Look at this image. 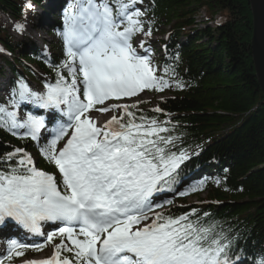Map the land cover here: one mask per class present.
<instances>
[{
    "label": "snow or ice",
    "instance_id": "obj_1",
    "mask_svg": "<svg viewBox=\"0 0 264 264\" xmlns=\"http://www.w3.org/2000/svg\"><path fill=\"white\" fill-rule=\"evenodd\" d=\"M143 4L68 0L58 32L63 58L49 64L54 82L34 90L19 78L0 100V130L34 142L55 169L37 167L23 147L0 154V225L15 222L45 237L31 244L10 239L0 264L49 244L50 257L22 264H238L235 237L206 220L208 213L163 210L174 200L162 193L184 197L207 181L177 190L190 156L177 147L171 120L144 113L139 99L123 102L185 87L174 68L160 74L153 63L147 47L153 28ZM14 28L26 30L19 22ZM151 111L164 113L159 106ZM93 112L111 116L98 125ZM46 223L55 228L45 236ZM254 264H264V255Z\"/></svg>",
    "mask_w": 264,
    "mask_h": 264
},
{
    "label": "trees",
    "instance_id": "obj_2",
    "mask_svg": "<svg viewBox=\"0 0 264 264\" xmlns=\"http://www.w3.org/2000/svg\"><path fill=\"white\" fill-rule=\"evenodd\" d=\"M44 1L0 0V11L20 23L33 22L28 5L36 8ZM142 7L153 34L167 33L156 49L161 74L165 66L174 68L185 87L156 100L164 113H153L155 107L147 102L139 108L171 120L173 135L180 137L177 147L190 156L182 170H197L207 181L205 197L190 203L179 197L165 211L181 215L195 208L201 216L208 213L206 220L235 237L236 254L254 264L264 255V94L252 61L249 0H144ZM203 10L205 23L198 21ZM0 44L12 55L0 64V75L7 66L25 78L32 70L26 67L23 75L16 68L23 59L45 65L28 53L24 40L14 42L2 24ZM14 147L33 148L29 140L0 130V154ZM39 160L41 167L50 168Z\"/></svg>",
    "mask_w": 264,
    "mask_h": 264
},
{
    "label": "rangeland",
    "instance_id": "obj_3",
    "mask_svg": "<svg viewBox=\"0 0 264 264\" xmlns=\"http://www.w3.org/2000/svg\"><path fill=\"white\" fill-rule=\"evenodd\" d=\"M57 3L58 0H52V1H47L46 3L43 4L42 8H36L34 11L33 8H29V13L33 14L34 16V20L33 22L29 23V22H22V24L25 25L26 30L23 33H20L18 31L15 30L14 28V24L17 23L14 19H9L8 17L2 16L0 14V23H3L6 25L7 29L10 31V33L13 36V41H21L22 39H28L29 42L31 40H33V45L39 46L42 49L48 50V48L50 47V44H52L53 42V38L56 40L57 37H49V35L46 33L47 32V27L48 24L51 21V18L53 17V14H55V11L57 9ZM207 13V11L203 10L201 15L199 16V22L201 23H205V14ZM4 21V22H3ZM209 25H213L212 23H209ZM155 38V36H153ZM142 37H140L137 41H136V45L138 44L139 40ZM156 39V38H155ZM154 39V40H155ZM28 42V43H29ZM0 49H2L0 47ZM8 55L6 54L5 51L0 52V62H3V59L6 58ZM3 75H0V86H2V84H8L9 81L7 80L8 77L10 78V73H9V69L8 68H3ZM42 74V73H41ZM172 89H167L164 91V93L159 94L157 96H154L151 91H146L145 93L140 94V96L138 98H133V100L131 101H123L126 103H132L134 102L136 99H139L140 101H150L151 104L155 105L156 104V99L160 96H164V95H170L172 92ZM3 97L6 95L5 92H1V94ZM103 117L102 118H98V125H101V123H104L107 119L110 118L111 114L110 113H102ZM205 197L206 193H200L199 195H193V196H187L186 197V201H194L196 199H198V197ZM53 248L54 245H50L49 249H52V254H53ZM49 250V252H50ZM47 252L46 256H49L51 253ZM32 255H28V257H30ZM33 259V258H32Z\"/></svg>",
    "mask_w": 264,
    "mask_h": 264
},
{
    "label": "water",
    "instance_id": "obj_4",
    "mask_svg": "<svg viewBox=\"0 0 264 264\" xmlns=\"http://www.w3.org/2000/svg\"><path fill=\"white\" fill-rule=\"evenodd\" d=\"M253 29L251 54L258 83L264 94V0H249Z\"/></svg>",
    "mask_w": 264,
    "mask_h": 264
}]
</instances>
